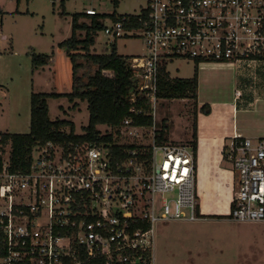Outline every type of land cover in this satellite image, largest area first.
I'll return each instance as SVG.
<instances>
[{
  "label": "built area",
  "instance_id": "1",
  "mask_svg": "<svg viewBox=\"0 0 264 264\" xmlns=\"http://www.w3.org/2000/svg\"><path fill=\"white\" fill-rule=\"evenodd\" d=\"M103 32L111 49L122 37L142 39L130 99L144 94L150 109L131 111L152 124L129 117L101 133L112 141L47 142L26 171L11 169V143L0 138V264H154L158 223L205 216L193 147L158 143L159 72L179 60L197 68L264 63V0H147ZM226 159L235 195L224 216L264 222V140L232 138Z\"/></svg>",
  "mask_w": 264,
  "mask_h": 264
},
{
  "label": "rangeland",
  "instance_id": "2",
  "mask_svg": "<svg viewBox=\"0 0 264 264\" xmlns=\"http://www.w3.org/2000/svg\"><path fill=\"white\" fill-rule=\"evenodd\" d=\"M118 1L115 7L113 0H0V133L25 134L30 131L32 94L72 91V61L59 45L72 36L74 14L94 9L98 14L132 16L140 14L147 5V0ZM112 23L106 19V25ZM108 40L100 31L91 53H110ZM114 48L118 54L128 57L145 50L142 39L134 36L117 39ZM33 54L50 55L52 59L48 65L35 69ZM259 64L262 63L236 64L233 68L204 65L198 75L199 100L208 103L230 98L238 76L248 74L243 70H257L255 66ZM197 66L193 61L179 60L170 63L167 70L173 78H188L194 75ZM96 69V66L86 64L78 74L87 80ZM48 102L52 121H71L75 124L76 134H84L83 128L90 117L87 102L76 100V107L66 97L50 98ZM194 105L192 101L187 103L180 99L160 101L158 126L163 118L169 120L171 142L191 138ZM261 107L264 108V101L253 109ZM253 114L248 113L249 119H244V125L251 121ZM263 114L259 115L264 118ZM239 121L242 122L241 117ZM211 124H205V136ZM109 127L103 125L98 129L104 133ZM70 130L64 128L67 133ZM224 166L232 169L230 164ZM202 198L206 205L208 199ZM229 199V194L225 195V201ZM205 212H208L206 207ZM154 264H264V222L241 223L228 218L207 217L199 221L158 223Z\"/></svg>",
  "mask_w": 264,
  "mask_h": 264
},
{
  "label": "trees",
  "instance_id": "3",
  "mask_svg": "<svg viewBox=\"0 0 264 264\" xmlns=\"http://www.w3.org/2000/svg\"><path fill=\"white\" fill-rule=\"evenodd\" d=\"M115 7L119 1L113 0ZM123 16V15H121ZM116 14H87L76 13L73 15L72 36L60 43V49H65L73 65V87L67 94L63 93H34L31 97V123L30 131L25 134L0 133L3 144L11 143V169L13 171H26L29 169L34 149L47 142L70 143V142H101L112 141V136H102L98 126L107 125L118 128L124 119L133 118L138 125L150 126L152 118L147 114L137 116L131 110L144 109L148 112L149 98L144 94L137 97L135 103L131 102V96L137 94L138 80L132 67L131 57L120 55L116 49L107 54L91 53L95 45L96 37L105 29L106 19L116 21ZM81 19L88 22L81 23ZM134 26H137L136 18H133ZM79 32H83L81 36ZM50 55L33 54L32 62L35 69L49 64ZM81 60V61H80ZM83 61V62H82ZM92 65L97 69L88 75H79V70L84 66ZM108 72L109 74H105ZM198 69L190 78H173L166 69L159 72L157 98L162 100L198 99ZM66 97L74 106L76 100L87 102L90 114L89 123L83 128L84 134H76L75 124L66 119L52 121L49 115V99ZM201 112L209 115L211 106L205 104ZM71 128L70 132L64 128ZM168 125L163 120L158 132V143H173L168 138ZM264 140V138H263ZM197 155V124L194 123L193 140L190 143ZM228 145L225 147V158ZM227 218L226 216H204V218ZM3 250V236L0 234V255Z\"/></svg>",
  "mask_w": 264,
  "mask_h": 264
},
{
  "label": "crops",
  "instance_id": "4",
  "mask_svg": "<svg viewBox=\"0 0 264 264\" xmlns=\"http://www.w3.org/2000/svg\"><path fill=\"white\" fill-rule=\"evenodd\" d=\"M110 20V19H109ZM81 23L88 22L81 19ZM106 25V21H105ZM73 28V23H72ZM83 32H80V35ZM62 43V42H61ZM61 50V49H60ZM257 70L243 71L247 72L246 76H238L236 88L230 98L222 100L210 101L204 103L198 99L196 101L189 99H180L192 101L193 120L191 126V138L188 140H174L175 144H189L193 140L194 123L197 124V166H198V190L200 196V204L205 216H224L232 206V200L235 195V176L232 169H227L224 165L230 164L225 158V147L232 138H264V108L253 109L254 106L264 101V63L255 66ZM198 69V75L201 68ZM190 78V77H188ZM200 84V83H199ZM241 96H237V92ZM177 100V99H176ZM209 104L211 113L206 115L201 112V108ZM88 107V106H87ZM220 107L216 116V109ZM248 113H255L251 121L244 125V119L248 120ZM260 114V115H259ZM264 115V114H263ZM241 117V121L239 118ZM166 120L168 125V119ZM162 120V121H163ZM212 122V127L207 131L205 124ZM169 127V126H168ZM184 142V143H182ZM231 165V164H230ZM229 200L225 201V195ZM203 196L208 199L206 205L203 203ZM205 207L208 212H205ZM224 213H223V212Z\"/></svg>",
  "mask_w": 264,
  "mask_h": 264
}]
</instances>
